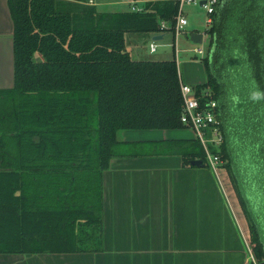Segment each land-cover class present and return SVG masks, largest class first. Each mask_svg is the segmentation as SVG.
I'll return each instance as SVG.
<instances>
[{
	"label": "trees",
	"instance_id": "1",
	"mask_svg": "<svg viewBox=\"0 0 264 264\" xmlns=\"http://www.w3.org/2000/svg\"><path fill=\"white\" fill-rule=\"evenodd\" d=\"M8 6L14 84L0 90V254L100 252L103 172L134 145L118 141L117 132L184 127L174 56L134 58L126 40L129 33L161 32V21L172 28L178 5L152 0L143 11H99L68 0H8ZM205 33V81L193 88L203 104L216 103L222 143L212 152L237 183L249 264H260L264 230L247 184L245 197L241 186L248 173L264 196V143L247 136H264V0H219ZM185 149L184 164L201 159L208 166L198 139Z\"/></svg>",
	"mask_w": 264,
	"mask_h": 264
},
{
	"label": "crops",
	"instance_id": "2",
	"mask_svg": "<svg viewBox=\"0 0 264 264\" xmlns=\"http://www.w3.org/2000/svg\"><path fill=\"white\" fill-rule=\"evenodd\" d=\"M68 1L89 4L88 0ZM90 5L99 11L127 8L123 0H94ZM166 32L161 33L163 37ZM127 36L130 47L138 50L137 34ZM199 63L204 73L201 58ZM204 81L205 73L202 79L192 74L186 79L192 86ZM13 84V21L8 0H0V90ZM195 139L193 130L185 126L119 130L117 140L134 145L131 154L111 158L103 172L102 251L0 254V260L14 264H241L244 247L235 223L226 213L217 215V172L212 169L215 178L211 174L208 178L204 167L183 162L181 154ZM210 184L213 189H208Z\"/></svg>",
	"mask_w": 264,
	"mask_h": 264
},
{
	"label": "rangeland",
	"instance_id": "3",
	"mask_svg": "<svg viewBox=\"0 0 264 264\" xmlns=\"http://www.w3.org/2000/svg\"><path fill=\"white\" fill-rule=\"evenodd\" d=\"M122 7V6H121ZM122 8H126V6H123ZM184 10V14L187 18V25L185 26V30L187 33H190L192 31H203L204 28L207 26L206 23V18L207 15L204 11L203 8L199 7L198 5H194V4H186L183 7ZM241 27V26H238ZM239 29H235L233 32L237 33ZM133 36L135 34H132ZM137 45L135 46L138 50H135V53H132V56L134 58H140V57H144V58H151V59H167L173 56V52H172V47H171V43H172V33H170L169 31L165 33L163 39L160 40H152V33L151 34H137ZM126 40H127V44L129 46H131L130 43V36H126ZM210 38L209 36L206 34L203 37V41L200 44L197 43H193L192 41L189 40L188 37H185L184 34H181L179 36L178 39V48H179V64H178V69H179V73L181 74V79L183 82H186L187 76H190L191 74L193 76H196L197 78L202 79L204 73L201 71V67H200V58L201 54H198L197 52L193 51V48H198L201 47L205 52L208 51V48L210 46V42H209ZM151 42H155L158 46L156 48V51L153 53L149 52V44ZM133 48V47H130ZM135 49V48H134ZM245 67V66H244ZM233 76L236 77V79L238 81H243L241 76H236L233 74ZM229 77V76H228ZM231 78V77H230ZM234 78L229 79L230 82L233 80ZM229 84V83H227ZM249 88V87H248ZM263 125V122H262ZM239 128V127H237ZM241 131H243L241 129ZM240 131L239 135H236V137H242L241 133L243 134V132ZM247 136H249L248 138L251 139H256L262 143H264V136H252V134H248ZM236 139V143H238L239 139ZM245 141L247 140L244 139ZM247 142V141H246ZM238 144H241V141H239ZM237 147V146H236ZM210 149H213V146L210 145ZM147 151V150H145ZM260 151V150H258ZM261 152V151H260ZM259 152V153H260ZM264 154V153H262ZM206 160V159H205ZM207 163V161H206ZM204 168L207 170V176L209 178V175L211 174L212 177L215 178V172L212 171V168L208 165V166H204ZM216 172H217V176L215 178L216 184H217V191L216 194H214L215 198L217 199V215L220 216V212H223L224 215L225 213L227 215H230L232 218L233 223H235V229L238 233L239 238L242 240V244L244 247V256H243V261L241 264H249L251 261H253V257H252V252H251V247L249 244V230H248V222L246 217L244 216V213L242 211L241 208V204H240V200L237 196V192L235 187L237 186L236 181H232L231 178L229 177L228 173L226 172L225 168L222 166V163L220 165H218L216 167ZM247 174H245V178L247 179ZM240 176L241 178L243 177V173L240 172ZM238 177V182H239V186L241 185L240 179ZM246 179L244 180V182L242 183V191H243V195L245 197V186L247 184V196H248V202L249 205L252 209L253 214L256 217V214H258L256 212V209H261L258 208L257 204H259V199H261V195L258 194L255 189L256 187L253 185L252 183L248 182L250 179H247L246 183ZM256 181H260L259 176H257L256 174L253 175V178ZM211 185V186H210ZM208 189H213L214 187L212 186V184H210ZM256 192V193H255ZM261 197V198H260ZM203 200L201 203L210 206L213 205V203L211 201H206ZM215 205V204H214ZM213 205V207H215ZM264 208V205H262ZM225 207H226V212H225ZM256 213V214H255ZM259 213H262V211H259ZM226 216V215H225ZM259 216V215H258ZM228 218V217H227ZM260 220V217H259ZM260 226V223L259 225ZM262 224H261V228H262ZM2 261V263L0 262V264H14V263H10V261L5 262L4 260H0ZM25 264V263H24Z\"/></svg>",
	"mask_w": 264,
	"mask_h": 264
},
{
	"label": "built area",
	"instance_id": "4",
	"mask_svg": "<svg viewBox=\"0 0 264 264\" xmlns=\"http://www.w3.org/2000/svg\"><path fill=\"white\" fill-rule=\"evenodd\" d=\"M152 0H123V2L128 6L132 11H143V3ZM172 1L177 3L178 10L175 18V22L172 28L164 22H160L161 32L153 34H161L166 31L172 33L173 39L171 43L173 56L177 66V73L179 78L180 93L182 97L183 107L182 113L180 115L181 123L190 129L193 130L195 138L201 143L207 164L216 171V167L222 163L220 155L218 153L212 152L210 145L213 146L216 150L219 149L222 143V136L219 130V121L216 117L215 107L216 103L214 100L210 99L203 104L200 101L199 96L196 95L195 90L191 84L183 82L181 79V74L179 73L178 64H179V48H178V39L181 34L188 35L185 30V26L188 21L184 14L183 7L186 4H194L203 8L207 18V26L201 32L205 35V29L211 23V15L215 11L216 6L219 3V0H164ZM203 1L202 4L200 2ZM94 0H88L89 4H93ZM157 44L151 42L149 44V52L153 53L156 51ZM194 52L204 55V50L201 47L193 48ZM203 56H201L202 58ZM204 95H210L209 90H205Z\"/></svg>",
	"mask_w": 264,
	"mask_h": 264
},
{
	"label": "water",
	"instance_id": "5",
	"mask_svg": "<svg viewBox=\"0 0 264 264\" xmlns=\"http://www.w3.org/2000/svg\"><path fill=\"white\" fill-rule=\"evenodd\" d=\"M203 1L200 2V4H202ZM163 38L162 34H154L152 35V40H160ZM188 38L190 41H192L193 43H197L200 44L203 41V34L201 32H197V31H192L190 33H188ZM190 165L195 166V167H204V164L202 162L201 159H193L190 161ZM260 264H264V262L260 263Z\"/></svg>",
	"mask_w": 264,
	"mask_h": 264
},
{
	"label": "flooded vegetation",
	"instance_id": "6",
	"mask_svg": "<svg viewBox=\"0 0 264 264\" xmlns=\"http://www.w3.org/2000/svg\"><path fill=\"white\" fill-rule=\"evenodd\" d=\"M256 192L258 193V191H256ZM261 197H260L261 199H259V206H258V208H261V209L257 210V213H258L257 215H259V217H260V222H259L260 223V227H261V224H262L263 226H262L261 229L264 230V208H262L263 207L262 205H264V196L262 195ZM259 211H262V213H259Z\"/></svg>",
	"mask_w": 264,
	"mask_h": 264
}]
</instances>
